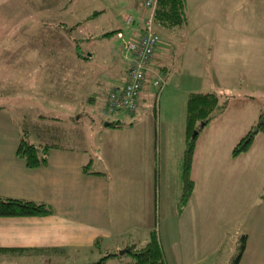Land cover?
I'll list each match as a JSON object with an SVG mask.
<instances>
[{
    "label": "crops",
    "instance_id": "crops-1",
    "mask_svg": "<svg viewBox=\"0 0 264 264\" xmlns=\"http://www.w3.org/2000/svg\"><path fill=\"white\" fill-rule=\"evenodd\" d=\"M130 5L133 12L124 18V24L132 31L129 40L138 35V22L143 14L142 0H132ZM185 7V24L172 28L160 27L161 31L155 27L161 41L149 62L148 79L155 73L166 79L171 73L174 76L182 72L177 84L180 88L177 91L181 94L180 110L183 109L182 102L186 107L188 93L192 91L228 95L226 109L206 125L209 124L210 132L215 136L210 137L215 142L219 137L226 136L225 133L233 131L238 132L241 138L256 121L259 112L264 111L262 104L253 106L247 114L244 113L245 108L243 111L240 109L241 105L257 100L263 99L264 103V96L233 93V86L240 85L242 79L264 87V0H185ZM101 12L94 10L91 15L98 17ZM73 14V11L64 10L60 18ZM129 15L134 19L131 23L126 22ZM60 25L53 27L60 33L50 34L55 42H43L41 39V50L35 53L33 50H30L31 53L27 51L30 59L31 56L40 58L32 59L29 70L24 71L38 72L39 67L42 82L41 85L36 82L30 89H40L39 94L46 99L65 93L68 95L78 87L80 80L76 84L71 83L73 77L70 75V82L66 80L69 73L67 67H79L82 64L80 61L92 56L80 51L77 45L79 38L70 36L73 45L65 46L67 39L64 33L76 30L81 25L79 18L77 21L74 17L66 22L61 21ZM117 34L121 37L122 31L117 29ZM208 49L213 52L212 58H208ZM8 52L7 46L0 45V55ZM124 59L127 62L126 72L129 61L125 50ZM210 70L213 72L209 77V80H213L212 84L204 81ZM4 73H8V69L2 70L0 65V97L3 94L1 84L9 85L13 93L18 90V83H15L16 87H13L12 81L1 83ZM95 75L92 85L97 88L101 81L99 74ZM59 80L63 83L60 87ZM52 81L55 82L50 85ZM121 85H112L111 88ZM152 86L150 81L145 84L143 98H146ZM94 91L92 88L91 93L99 96ZM183 92H187L185 100ZM100 98L105 112V96ZM237 100L244 103L232 107L231 103ZM130 115L134 116L135 112ZM228 119L235 122L227 124L225 120ZM245 120L248 121L244 123ZM21 125L6 106L0 105V196L44 202L53 212L35 216H1L0 256L24 255L46 260L44 255L47 257L50 253L67 256L69 253L92 252L110 243H114V248L118 250L135 240L145 244L150 232L156 231L165 264H169L156 230L157 217L159 219L161 213L165 214L172 208L176 216H182L193 205L199 204L195 202L196 196H199L201 207L207 197L199 189L201 178L212 180L218 175L217 168L221 164H234L240 156L248 154L246 150L235 156L234 160L226 162L212 158L217 153L213 150L217 145L199 147L196 142L190 170L194 187L180 210L178 199L181 191V156L186 141L185 122L181 154L178 158L175 156L173 163H170L169 152L172 148L166 132L157 131L153 121L135 123L130 120L121 127L107 125L100 129L96 138L98 141L86 148L42 142L54 147L49 150L47 161L35 168L28 167L16 154L22 134ZM223 125L229 128L228 132L223 133ZM171 165L176 166L179 192L176 197H163L164 190L168 189ZM238 215L242 217L243 233L247 235L239 262L244 264L246 249H264V199L260 198V194L253 197Z\"/></svg>",
    "mask_w": 264,
    "mask_h": 264
},
{
    "label": "rangeland",
    "instance_id": "rangeland-1",
    "mask_svg": "<svg viewBox=\"0 0 264 264\" xmlns=\"http://www.w3.org/2000/svg\"><path fill=\"white\" fill-rule=\"evenodd\" d=\"M131 1L0 0V45L9 48L8 53L0 55L2 70L8 69V73L3 74L1 83L12 81L13 87H16L15 83L19 84L17 93H13L9 85L1 84L3 94L0 97V105L6 106L14 119L26 126L30 134L29 140L86 148L98 141L96 138L99 130L108 127L105 125L107 120H121L126 123L130 120L135 123H145V120H149L153 121L157 131H165L168 135L172 148L169 152L170 163H173L175 156L177 158L180 156L186 111L183 102V109L180 110L181 94L177 91L180 90L177 84L182 72L174 76L171 73L160 91L152 86L134 116L125 112L107 114L101 105L100 97L105 96L112 85H121L125 82L127 62L124 59V50L132 31L124 24V18L133 12ZM64 10L73 11L75 14L60 18ZM94 10L102 12L95 17L91 15ZM73 17L75 21L79 18L81 25L72 31L73 33L67 31L64 33L67 39L65 46L70 47L72 44L70 36L79 38L77 45L80 51L92 56L88 60L80 61L82 66L67 67L69 73L66 80L70 82V76L73 77L71 83L76 84L80 80L78 87L68 95L65 93L59 97L46 99L39 94L40 89H30L36 82L39 85L42 82L39 67L38 72L24 71L29 70L32 59L35 61L40 58L31 56L30 59L27 57V51L33 50L35 53L41 50L43 45L41 39L43 42H55L50 34L56 35L61 31L54 28L60 27L61 21L66 22ZM117 29L122 31L121 37L118 36ZM109 31L112 32L105 33ZM212 54V50L208 49V58H212ZM211 73H213L211 70L206 73L205 83H213V80H209ZM95 74H99L101 81L97 88L92 85L96 78ZM53 82L55 81L50 82V85ZM58 82V87L62 86L63 83L60 80ZM92 88L99 96L91 93ZM233 89L236 95L245 93L264 96V87L246 82L245 79H242L240 85H234ZM186 94L187 92H183L184 100ZM257 101L259 103H256ZM257 101L241 105L244 102L237 100L231 104L232 107L241 105L240 109L243 111L245 108L244 113L247 114L257 104H262L264 108L263 99ZM46 115L50 118L47 119ZM225 122L232 124L235 121L228 119ZM200 128L196 142L199 147L217 145L213 148L217 151L213 154V159L227 162L235 157L231 151L236 140L240 138L238 132L225 133L229 128L223 125V133L226 136L219 137L215 142L210 137L215 136L211 134L209 124ZM258 134L261 136L253 139L250 146H254L248 147V154L245 157L240 156L234 164L231 162L221 164L217 168L218 175L212 180L201 178L199 189L207 196L201 207L199 196H196L195 202L199 204L193 205L182 216H176L172 208L165 214L161 213L159 219L157 217L156 230L169 264H231L232 257L238 252L239 236L244 232L242 217L238 214L253 197L261 194L264 184V133ZM176 176V166L171 165V168L169 166L168 189L164 190L163 197L165 195L176 197L178 194ZM133 242L138 246L143 245L142 241ZM121 249L116 250L114 243L107 246L103 244L92 252L69 253L67 256L50 253L47 257L44 255L46 260L24 255L19 257L1 255L0 264H96L108 252L117 254L108 257L102 264H119L131 258V254L127 252L120 254ZM244 264H264V249L253 247L246 249Z\"/></svg>",
    "mask_w": 264,
    "mask_h": 264
},
{
    "label": "trees",
    "instance_id": "trees-1",
    "mask_svg": "<svg viewBox=\"0 0 264 264\" xmlns=\"http://www.w3.org/2000/svg\"><path fill=\"white\" fill-rule=\"evenodd\" d=\"M186 21L187 12L185 0H158L154 11V24L156 27L172 28L182 26ZM154 54L155 50L150 55L148 64L152 60ZM228 101V95L217 92L205 93L192 91L188 93L185 117L186 141L181 156V191L178 199L180 210L185 206L194 187V182L190 176V170L198 132L195 135H193V132L201 129V123L206 125L216 114L223 112L228 105ZM107 122L108 125L113 127L126 125V123L121 120H107ZM21 126L22 134L16 149V154L24 160L28 167H39L47 161L48 152L54 146L48 143L38 142L40 144H36L32 142L29 140V131L26 126ZM258 133H264V111L259 112L256 121L235 143L231 151L232 155L236 156L246 151ZM84 170L86 169L84 168ZM260 198L264 199V185ZM51 212H53L52 208L44 202L0 196V217L35 216L45 215ZM246 239L247 235L242 233L240 235L238 252L232 257L231 264H239L245 250ZM96 246H98L97 243ZM125 248L128 249L126 252L131 254V258L119 264H165L164 253L156 231L150 232L149 238L145 244L138 246L135 243H131L127 244ZM1 250L2 249H0V251ZM126 252L123 254H126ZM116 254L115 252H108L96 264H102L105 259Z\"/></svg>",
    "mask_w": 264,
    "mask_h": 264
},
{
    "label": "built area",
    "instance_id": "built-area-1",
    "mask_svg": "<svg viewBox=\"0 0 264 264\" xmlns=\"http://www.w3.org/2000/svg\"><path fill=\"white\" fill-rule=\"evenodd\" d=\"M157 2L158 0H142L143 14L138 22V35L125 44L126 58L129 61L125 82L107 91L104 101L107 114L136 112L142 105L145 84L150 81L160 91L165 83V77L159 73L148 79V59L160 41L154 24ZM133 20V16L129 15L126 22L131 23Z\"/></svg>",
    "mask_w": 264,
    "mask_h": 264
},
{
    "label": "water",
    "instance_id": "water-1",
    "mask_svg": "<svg viewBox=\"0 0 264 264\" xmlns=\"http://www.w3.org/2000/svg\"><path fill=\"white\" fill-rule=\"evenodd\" d=\"M105 125H108V122H105ZM203 125H204V123H201V126H203ZM197 132H198V131L195 130V131L193 132V135H195ZM126 251H128L127 248H125V249H121V250H119V253H120V254H123V253H125Z\"/></svg>",
    "mask_w": 264,
    "mask_h": 264
}]
</instances>
